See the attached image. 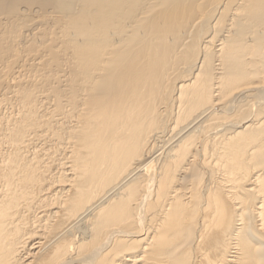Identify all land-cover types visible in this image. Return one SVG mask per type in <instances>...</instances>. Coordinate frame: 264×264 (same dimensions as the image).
Segmentation results:
<instances>
[{"label": "bare ground", "instance_id": "bare-ground-1", "mask_svg": "<svg viewBox=\"0 0 264 264\" xmlns=\"http://www.w3.org/2000/svg\"><path fill=\"white\" fill-rule=\"evenodd\" d=\"M0 264H264V0H0Z\"/></svg>", "mask_w": 264, "mask_h": 264}]
</instances>
